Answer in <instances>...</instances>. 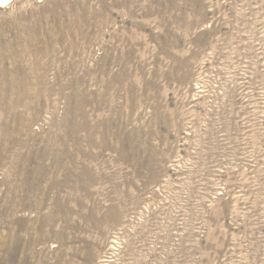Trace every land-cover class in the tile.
Wrapping results in <instances>:
<instances>
[{
    "label": "rangeland",
    "instance_id": "1",
    "mask_svg": "<svg viewBox=\"0 0 264 264\" xmlns=\"http://www.w3.org/2000/svg\"><path fill=\"white\" fill-rule=\"evenodd\" d=\"M0 264H264V0L0 1Z\"/></svg>",
    "mask_w": 264,
    "mask_h": 264
},
{
    "label": "bare ground",
    "instance_id": "2",
    "mask_svg": "<svg viewBox=\"0 0 264 264\" xmlns=\"http://www.w3.org/2000/svg\"><path fill=\"white\" fill-rule=\"evenodd\" d=\"M3 1V3L6 5L8 2H10L11 0H0Z\"/></svg>",
    "mask_w": 264,
    "mask_h": 264
}]
</instances>
